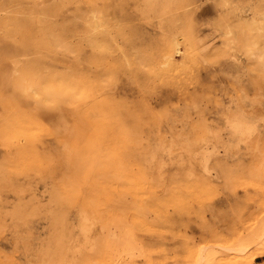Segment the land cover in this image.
I'll list each match as a JSON object with an SVG mask.
<instances>
[{
    "label": "rangeland",
    "instance_id": "1",
    "mask_svg": "<svg viewBox=\"0 0 264 264\" xmlns=\"http://www.w3.org/2000/svg\"><path fill=\"white\" fill-rule=\"evenodd\" d=\"M264 0H0V264H264Z\"/></svg>",
    "mask_w": 264,
    "mask_h": 264
},
{
    "label": "crops",
    "instance_id": "2",
    "mask_svg": "<svg viewBox=\"0 0 264 264\" xmlns=\"http://www.w3.org/2000/svg\"><path fill=\"white\" fill-rule=\"evenodd\" d=\"M255 261V264H263V260L261 261L260 257H257Z\"/></svg>",
    "mask_w": 264,
    "mask_h": 264
},
{
    "label": "bare ground",
    "instance_id": "3",
    "mask_svg": "<svg viewBox=\"0 0 264 264\" xmlns=\"http://www.w3.org/2000/svg\"><path fill=\"white\" fill-rule=\"evenodd\" d=\"M264 60V59H263ZM264 62V61H263Z\"/></svg>",
    "mask_w": 264,
    "mask_h": 264
}]
</instances>
